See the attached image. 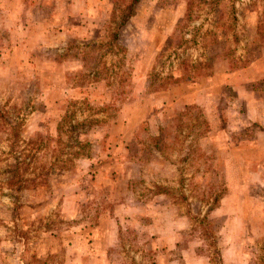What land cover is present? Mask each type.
Masks as SVG:
<instances>
[{"label": "rangeland", "instance_id": "374dc122", "mask_svg": "<svg viewBox=\"0 0 264 264\" xmlns=\"http://www.w3.org/2000/svg\"><path fill=\"white\" fill-rule=\"evenodd\" d=\"M193 1L0 0V264H264V0Z\"/></svg>", "mask_w": 264, "mask_h": 264}, {"label": "trees", "instance_id": "16d2710c", "mask_svg": "<svg viewBox=\"0 0 264 264\" xmlns=\"http://www.w3.org/2000/svg\"><path fill=\"white\" fill-rule=\"evenodd\" d=\"M198 2V0H196ZM201 1V0H199ZM195 5L193 0H186V10H185V22L187 24L192 23L195 19H197V15L193 17L192 13L195 11ZM126 23L124 21L121 27ZM114 41L117 39V33H114ZM182 74L177 76L172 75L170 73H166L164 76H160V73L156 71L155 65H153L152 71L149 73L147 79L148 91L149 92H157V91H164L167 90L171 85L174 83L177 84L182 80L190 81L196 79L198 76H201L204 73V67H207L208 74L210 75V65L206 62L196 61L193 64H190L188 61H182ZM190 65V66H189ZM189 66V68H188ZM190 71H193L189 74ZM200 71V72H199ZM158 79V81H156ZM83 106L87 107L88 109L93 108L86 99L81 100H72L70 104L67 106L64 114L61 117V121L59 122V129L61 130L62 134L67 137L68 141L73 140L75 147L78 150H75L73 156L75 157H85L84 149L85 146L89 143L87 140L83 141L79 137L85 129L83 128H91L98 124L101 121V118L94 116V113L89 114H82L84 109H81ZM193 108L196 107L192 106ZM76 112H80L81 116H77ZM199 118V119H198ZM197 126L198 128L195 131L196 135H200L202 132L207 130L206 120L199 114L197 116ZM202 127V128H199ZM83 129V130H82ZM201 129V130H199ZM74 136V139L72 136ZM83 152H82V151ZM89 155V154H88ZM65 162V161H64Z\"/></svg>", "mask_w": 264, "mask_h": 264}]
</instances>
